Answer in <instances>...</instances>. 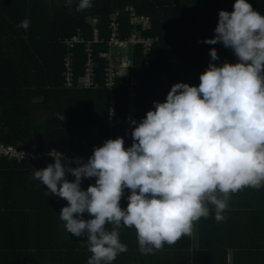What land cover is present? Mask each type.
I'll use <instances>...</instances> for the list:
<instances>
[{
  "label": "trees",
  "instance_id": "trees-1",
  "mask_svg": "<svg viewBox=\"0 0 264 264\" xmlns=\"http://www.w3.org/2000/svg\"><path fill=\"white\" fill-rule=\"evenodd\" d=\"M248 2L264 14V0ZM76 3L0 0V142L42 154L20 159L0 155V264H87V238L68 233L59 218L66 201L45 195L47 186L34 178L35 169L53 161L48 151L58 150L75 166L72 157L86 161L93 146L108 138L121 136L125 147L130 146L135 125H128L129 115L139 121L153 100L166 98L173 83L198 85L210 48L219 57L213 63L237 59L219 42H202L214 35L218 11H232L234 0H92V7L82 11L76 10ZM127 5L149 15L152 27L143 33L156 38L147 63L139 44L131 48L134 61L127 72L136 79L135 95L128 94V75L118 76L111 89L104 86L107 61L99 52L107 47L105 41L92 44L97 86L80 87L87 52L82 43L68 48L64 38L81 31L90 39V19L95 16L100 37L106 39L109 13ZM26 17L29 27H18ZM121 22L124 33L129 26L126 15ZM67 51H72V86H66L63 75ZM66 178L73 179L71 174ZM94 182L84 179L81 186ZM120 203L125 207L127 201L122 197ZM208 207L209 215L195 221L190 235L150 254L139 250L134 228H119L127 250L111 264H227V250L235 255L236 248L250 251L235 255L234 264H248L244 259L264 262V243L253 242L254 237L264 239V184L230 193L222 220L215 219L214 205ZM193 231L198 249L190 251Z\"/></svg>",
  "mask_w": 264,
  "mask_h": 264
},
{
  "label": "clouds",
  "instance_id": "clouds-1",
  "mask_svg": "<svg viewBox=\"0 0 264 264\" xmlns=\"http://www.w3.org/2000/svg\"><path fill=\"white\" fill-rule=\"evenodd\" d=\"M90 7L92 0H77V11ZM232 8L218 11L214 35L202 42L230 48L236 62L213 63L219 57L210 48L198 85L173 83L139 121L129 118L130 146L121 136L108 138L86 161L72 157L75 166L50 149L53 161L34 168L45 195L66 201L58 213L65 230L87 238V264H111L127 250L121 227L134 228L139 250L150 254L190 235L209 203L222 220L230 193L264 184V14L248 0ZM29 24L26 17L18 27Z\"/></svg>",
  "mask_w": 264,
  "mask_h": 264
},
{
  "label": "built area",
  "instance_id": "built-area-1",
  "mask_svg": "<svg viewBox=\"0 0 264 264\" xmlns=\"http://www.w3.org/2000/svg\"><path fill=\"white\" fill-rule=\"evenodd\" d=\"M126 15L128 21V31L122 33V22L121 16ZM97 17H91V38L85 39L81 36V31L76 34L65 37L64 43L68 48L74 47L78 43H82L84 50L87 52V61L84 68V73L78 85L83 88L96 87L97 82L94 80V66L95 62L92 56V44L105 41L106 48L99 52V56L103 57L107 63L103 68V80L104 86L111 89L116 78L120 75H128L130 77L128 94L133 97L135 95L134 85L136 84V79L128 74L127 70L132 65L133 56L131 48L139 44L141 48L142 58L149 61V54L155 37L152 35H146L143 33L144 30L150 29L152 27V22L147 14H142L136 12L134 7L127 5L122 9H115L111 11L108 15V28L109 34L106 39L100 37L99 28L97 25ZM72 51H67L64 56V67L63 75L66 86H72L73 84V67H72ZM131 110H133L131 108ZM0 155H7L8 157L20 158H35L41 156V153L33 152L32 150H26L25 148L18 149L12 145H5L0 142ZM69 158V157H67ZM73 159V158H71ZM127 189L125 190V195L127 194ZM187 264H191L190 262Z\"/></svg>",
  "mask_w": 264,
  "mask_h": 264
},
{
  "label": "crops",
  "instance_id": "crops-1",
  "mask_svg": "<svg viewBox=\"0 0 264 264\" xmlns=\"http://www.w3.org/2000/svg\"><path fill=\"white\" fill-rule=\"evenodd\" d=\"M128 31V30H127ZM126 31V32H127ZM124 32V33H126ZM130 118H133L132 115L130 114L129 115ZM194 223H196L195 221L193 222V226H194ZM195 231H193V234H192V242H191V247H190V251H193L192 249H198V246H197V241L195 240ZM239 242H242V239L240 238ZM254 243H264V239H260L259 237H254V240H253ZM260 250V247H255L254 248V251H259ZM241 251H244V254H249V251H250V248H236V256H239L241 254ZM191 254V253H190ZM233 255V250L232 249H228L227 250V253H226V263L227 264H234V256ZM240 259H244V258H240ZM248 264H264V262H260V261H248L247 259H244Z\"/></svg>",
  "mask_w": 264,
  "mask_h": 264
},
{
  "label": "rangeland",
  "instance_id": "rangeland-1",
  "mask_svg": "<svg viewBox=\"0 0 264 264\" xmlns=\"http://www.w3.org/2000/svg\"><path fill=\"white\" fill-rule=\"evenodd\" d=\"M128 125L130 126V127H132L133 125H131L130 123H128Z\"/></svg>",
  "mask_w": 264,
  "mask_h": 264
}]
</instances>
